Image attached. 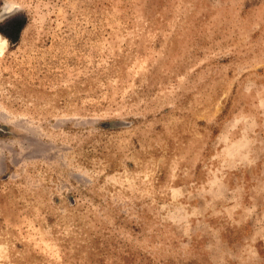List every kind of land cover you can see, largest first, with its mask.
Wrapping results in <instances>:
<instances>
[{"label":"rangeland","instance_id":"374dc122","mask_svg":"<svg viewBox=\"0 0 264 264\" xmlns=\"http://www.w3.org/2000/svg\"><path fill=\"white\" fill-rule=\"evenodd\" d=\"M0 17V264H264V0Z\"/></svg>","mask_w":264,"mask_h":264},{"label":"clouds","instance_id":"9594fccd","mask_svg":"<svg viewBox=\"0 0 264 264\" xmlns=\"http://www.w3.org/2000/svg\"><path fill=\"white\" fill-rule=\"evenodd\" d=\"M5 18L6 17H0V22H3ZM9 46V40L5 36L0 35V58H2L8 52Z\"/></svg>","mask_w":264,"mask_h":264}]
</instances>
